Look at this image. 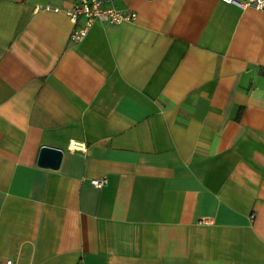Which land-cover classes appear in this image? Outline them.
<instances>
[{
	"label": "crops",
	"instance_id": "crops-1",
	"mask_svg": "<svg viewBox=\"0 0 264 264\" xmlns=\"http://www.w3.org/2000/svg\"><path fill=\"white\" fill-rule=\"evenodd\" d=\"M76 1L0 0V264H264V10Z\"/></svg>",
	"mask_w": 264,
	"mask_h": 264
},
{
	"label": "built area",
	"instance_id": "built-area-1",
	"mask_svg": "<svg viewBox=\"0 0 264 264\" xmlns=\"http://www.w3.org/2000/svg\"><path fill=\"white\" fill-rule=\"evenodd\" d=\"M108 0H77L72 5L65 8V12L73 22V29L70 38L74 42H79L85 38L91 26L98 20L101 21H121L132 19L136 13L123 8L105 6ZM230 3H237L239 6L253 7L264 10V0H224ZM54 9H58L54 7ZM86 147L83 141H71L70 149L84 150ZM92 183L96 187H103L107 183L106 178H93ZM207 220V219H206ZM2 264H14L11 259H6Z\"/></svg>",
	"mask_w": 264,
	"mask_h": 264
},
{
	"label": "water",
	"instance_id": "water-1",
	"mask_svg": "<svg viewBox=\"0 0 264 264\" xmlns=\"http://www.w3.org/2000/svg\"><path fill=\"white\" fill-rule=\"evenodd\" d=\"M62 150L54 146H43L40 151L38 163L40 165L57 167L60 163Z\"/></svg>",
	"mask_w": 264,
	"mask_h": 264
}]
</instances>
